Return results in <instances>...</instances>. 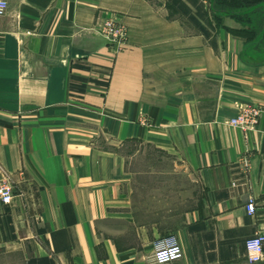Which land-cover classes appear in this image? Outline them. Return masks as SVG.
Returning <instances> with one entry per match:
<instances>
[{"label": "crops", "instance_id": "crops-1", "mask_svg": "<svg viewBox=\"0 0 264 264\" xmlns=\"http://www.w3.org/2000/svg\"><path fill=\"white\" fill-rule=\"evenodd\" d=\"M7 1L0 264H156L169 235L171 264H264L245 248L264 234V1ZM109 18L128 30L117 53ZM238 105L261 111L254 129L227 124Z\"/></svg>", "mask_w": 264, "mask_h": 264}, {"label": "built area", "instance_id": "built-area-1", "mask_svg": "<svg viewBox=\"0 0 264 264\" xmlns=\"http://www.w3.org/2000/svg\"><path fill=\"white\" fill-rule=\"evenodd\" d=\"M8 7L7 0H0V16H2ZM127 27L114 20L106 19L101 23L100 35L115 47V50H121L127 41ZM238 112L235 117L228 120L227 124L241 130L254 129L260 118L261 111L251 106H237ZM13 199V190L9 182L0 181V202L10 204ZM246 211L249 215L254 214V204L251 199L246 204ZM264 234L256 233L245 242L247 259L250 263H256L263 258ZM182 249L177 239L173 235L161 238L155 245L153 259L156 264H171L182 257Z\"/></svg>", "mask_w": 264, "mask_h": 264}, {"label": "trees", "instance_id": "trees-1", "mask_svg": "<svg viewBox=\"0 0 264 264\" xmlns=\"http://www.w3.org/2000/svg\"><path fill=\"white\" fill-rule=\"evenodd\" d=\"M264 0H240V2L236 1V0H216V4L217 6L220 8V9H226V8H231L233 10H237V9H241V8H245L246 6H250L252 3H260V2H263ZM251 2V3H250ZM253 5V4H252ZM259 18V17H258ZM261 18L258 19L257 22H260V26L259 28L261 27ZM252 23V19H247L245 20V25H247L246 27H248L249 29L248 30H243L244 34H248L249 31H251L252 29V26L250 25L249 27V24ZM258 24V23H257ZM259 25V24H258ZM259 30V29H257ZM262 34H263V40H264V29H262ZM255 36V34H253ZM252 36V34H251ZM249 35V37L252 39ZM90 81H93L95 83H98L97 80H93L91 79Z\"/></svg>", "mask_w": 264, "mask_h": 264}, {"label": "rangeland", "instance_id": "rangeland-1", "mask_svg": "<svg viewBox=\"0 0 264 264\" xmlns=\"http://www.w3.org/2000/svg\"><path fill=\"white\" fill-rule=\"evenodd\" d=\"M236 1H238V2H240V0H236ZM259 18H261L262 19V16L260 17V16H258ZM257 16L256 17H253L252 18V23L250 24L251 26H252V29H251V31H249V33L248 34H259V30H257V29H259V26H260V22H257L258 21V18ZM259 25H258V24ZM245 25V24H244ZM258 32V33H257ZM101 36V35H100ZM102 37V36H101ZM103 38V37H102ZM104 39V38H103ZM105 40V39H104ZM127 40H128V34H127ZM105 42H106V44H107V47L109 48V49H111V51L113 52V53H117V52H119V51H121V50H123L124 48H125V46L121 49V50H115L114 48L115 47H113V45H110L106 40H105ZM126 43H127V41H126ZM85 87H87V85L85 84V86H84V88ZM78 90V89H77ZM73 94L75 95V93L73 92ZM137 150L139 149V147H137L136 148ZM157 157H164V156H161V155H158L156 152H152V154H150V158H157Z\"/></svg>", "mask_w": 264, "mask_h": 264}]
</instances>
